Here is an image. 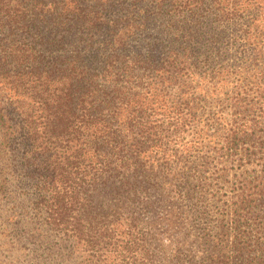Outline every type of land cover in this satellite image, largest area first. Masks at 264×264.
I'll use <instances>...</instances> for the list:
<instances>
[{"label":"trees","instance_id":"1","mask_svg":"<svg viewBox=\"0 0 264 264\" xmlns=\"http://www.w3.org/2000/svg\"><path fill=\"white\" fill-rule=\"evenodd\" d=\"M163 204L184 231L166 253ZM14 254L264 264V0H0V264Z\"/></svg>","mask_w":264,"mask_h":264},{"label":"rangeland","instance_id":"2","mask_svg":"<svg viewBox=\"0 0 264 264\" xmlns=\"http://www.w3.org/2000/svg\"><path fill=\"white\" fill-rule=\"evenodd\" d=\"M245 78V76H244ZM249 80V78L247 77ZM238 80V79H236ZM243 85L244 82L239 81L238 85ZM236 85H232L229 88L228 94L225 96L220 93L218 90V154L221 153L224 150V145L221 143L222 142V135L229 130L232 122L230 121V110L227 108L226 104L229 102L228 98L231 97V93L235 91ZM227 91V90H226ZM221 100L225 101L224 104H221ZM222 112L224 114L222 115ZM235 171L231 172V175L229 176V181L231 183L234 182L233 174ZM223 183H220L218 180V187L222 188V193L226 191V188L221 187ZM156 220L153 222L155 223V227L157 229V234L155 236V239L151 243L152 246H149V248H152L154 246H159L161 247L165 253H166V248L172 244L176 239H180L179 233L182 232L183 225L182 223L178 220L179 213L177 209L173 206L165 205L163 204L162 209L158 211L156 214ZM184 232V231H183ZM182 244V243H181ZM185 246H188V243H185ZM155 253V252H154ZM221 252H218V258L220 257ZM49 261L47 264H56V256H48ZM2 260L6 262V264H16L17 259H16V254L13 256H9L5 259L2 257ZM34 260V258L31 256L30 261Z\"/></svg>","mask_w":264,"mask_h":264}]
</instances>
